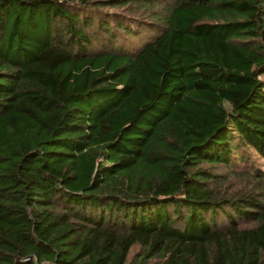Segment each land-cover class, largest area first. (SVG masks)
Listing matches in <instances>:
<instances>
[{"label": "trees", "instance_id": "trees-1", "mask_svg": "<svg viewBox=\"0 0 264 264\" xmlns=\"http://www.w3.org/2000/svg\"><path fill=\"white\" fill-rule=\"evenodd\" d=\"M262 76L264 0H0V264H264Z\"/></svg>", "mask_w": 264, "mask_h": 264}, {"label": "rangeland", "instance_id": "rangeland-1", "mask_svg": "<svg viewBox=\"0 0 264 264\" xmlns=\"http://www.w3.org/2000/svg\"><path fill=\"white\" fill-rule=\"evenodd\" d=\"M262 79L264 80V76H262ZM244 155L247 157V159H240L238 160V163L234 165V169L237 171H247V170H253L254 168L264 171V160L258 156L256 152H254L253 149H247L243 150ZM234 183L232 186V189H240L242 188L243 181L238 179H233ZM236 182V183H235Z\"/></svg>", "mask_w": 264, "mask_h": 264}, {"label": "built area", "instance_id": "built-area-1", "mask_svg": "<svg viewBox=\"0 0 264 264\" xmlns=\"http://www.w3.org/2000/svg\"><path fill=\"white\" fill-rule=\"evenodd\" d=\"M28 258H24V260H27Z\"/></svg>", "mask_w": 264, "mask_h": 264}]
</instances>
